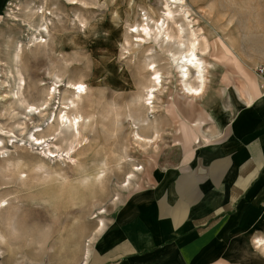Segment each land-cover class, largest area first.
<instances>
[{"label":"rangeland","instance_id":"obj_1","mask_svg":"<svg viewBox=\"0 0 264 264\" xmlns=\"http://www.w3.org/2000/svg\"><path fill=\"white\" fill-rule=\"evenodd\" d=\"M74 1L7 0L0 19V200L7 202L0 210V259L6 264H82L100 219L110 222L131 188L178 163L194 141L209 138L243 106L254 72L242 58L264 46V0H183L198 48L202 39L208 44L197 56L214 64L202 93L188 96L159 38L139 26L160 24L164 0ZM41 14L46 43L32 45ZM77 83L85 89L79 99ZM22 102L37 111L26 115ZM59 111L82 115L78 134L69 121L52 134ZM210 112L212 121L201 126ZM134 132L151 141L137 142ZM98 168L104 174L94 180ZM244 254L228 264H264L254 244Z\"/></svg>","mask_w":264,"mask_h":264},{"label":"crops","instance_id":"obj_2","mask_svg":"<svg viewBox=\"0 0 264 264\" xmlns=\"http://www.w3.org/2000/svg\"><path fill=\"white\" fill-rule=\"evenodd\" d=\"M251 49L242 61L254 69L264 46ZM253 76L243 106L216 132L130 189L83 264H228L264 237V83Z\"/></svg>","mask_w":264,"mask_h":264},{"label":"bare ground","instance_id":"obj_3","mask_svg":"<svg viewBox=\"0 0 264 264\" xmlns=\"http://www.w3.org/2000/svg\"><path fill=\"white\" fill-rule=\"evenodd\" d=\"M70 1L73 4L75 3L74 0H70ZM163 3H164L165 12L162 15V17H160L161 18L160 24H158L156 21L155 23H153V25L151 27H149L148 24L145 25L143 23L140 24L139 26H141L140 28L142 31H144L145 36L150 35V32H151L150 30H153L154 31V39L156 40L157 38H159V41H158L159 45L163 46L162 49L169 53L168 60H169L170 66H173L176 70L177 78H178V82H179L181 91L188 96H198L202 93V91L205 87L206 80H207L206 74L210 73V69L212 66H214V64H212L210 62H206V64L208 65V69H207V66H206L204 60H202L200 57L197 56L196 51L199 49L198 46L200 45L201 42L198 39L195 30L192 29V26L191 27L189 26L191 21L187 19V15H188L187 10L188 9H185L182 6L183 0H164ZM172 4L175 6L177 4V6L176 7L174 6L175 8L173 9V7H171ZM177 16H181L182 17L181 19H184L185 24L188 28V31L186 33H185V30L183 29V26L181 25V23L178 22ZM40 20H41V23L38 25L37 28L35 27L36 28L35 31L37 33L34 34V37L30 38L32 45L33 44L35 45L38 43L39 44L46 43L45 42L46 39L43 38V36H44L43 33L47 32L48 29L46 26L47 23L45 22L46 19H45L43 14H41ZM137 28H138V26H136V30H138ZM139 36H141L143 39H146V37H144L142 35H139ZM171 40L173 41L172 45H170ZM201 41H202L201 46H203V48L199 49V50L207 51L206 48H207L208 44H207L206 40L202 39ZM164 46H173V49L172 48H166ZM19 51H21V50H19ZM19 53H21V52H19ZM150 64L152 65L150 67H153L154 62H150ZM212 68H214V67H212ZM153 71L155 74V77L153 80L155 85H159L160 88H162L161 76L158 75V71H156L155 69H153ZM19 76H21V75H19ZM23 80H24L23 77L19 78V81H20L19 85L23 86V84H24ZM160 88L158 89V91H160ZM76 89H78V91H75L73 93V96L76 99H79L85 93L84 92L85 89H84V86L82 83H77ZM48 94L52 95V92H49ZM147 94L150 95V99H154L155 95L153 94V92L151 90ZM69 100H70V102H69L70 104L75 105L76 101L74 98H70ZM150 103H153V101H151ZM22 104H24V107H25L24 112L26 115H31V114H33V113H31V111L34 112V111H37V109H38V106H35V105L30 104L28 102H22ZM149 108L153 109L154 106L153 105L149 106ZM151 111H153V110H151ZM60 112H62V111H59V113H58V116L56 118V124L54 126L52 134L55 135V132L60 131L61 127H64V125L66 126V121L70 122L69 124L73 129L72 135L78 134L79 133L78 126L80 125V118H82V115L79 113L78 114L71 113L69 116L67 114H61L60 115ZM34 126H36V125H34ZM28 135H29V138L36 141L35 143H41V141H42L41 138L34 137L33 131H30ZM133 136H134V139L139 143L140 142H148L149 143L151 141V139H145L144 137L139 135L137 132H134ZM102 167L103 166H101V168ZM101 168H98L96 170V172L94 171L95 172V174L93 176L94 180L99 179L101 176H103L104 170ZM141 169H142V166H140V167L135 166L132 168L133 171H138ZM17 173H18L17 177L22 178L21 177L22 172L18 168H17ZM87 175H89V174H87ZM133 177H134L133 173L129 174L126 177L127 180H125L126 183L124 185L127 186ZM87 178H85V179H87ZM85 179L84 180L82 179V180L85 182ZM88 180H90V179H88ZM79 184L81 185V183H79ZM6 205H7L6 200L1 199L0 200V210L3 209ZM104 227H105V224L100 219V222L98 224V229L102 230ZM4 234L5 233L2 234L0 232V238H3ZM253 244H254L255 248L264 252V237H256L253 241Z\"/></svg>","mask_w":264,"mask_h":264},{"label":"built area","instance_id":"obj_4","mask_svg":"<svg viewBox=\"0 0 264 264\" xmlns=\"http://www.w3.org/2000/svg\"><path fill=\"white\" fill-rule=\"evenodd\" d=\"M253 71L264 83V64L254 67Z\"/></svg>","mask_w":264,"mask_h":264}]
</instances>
